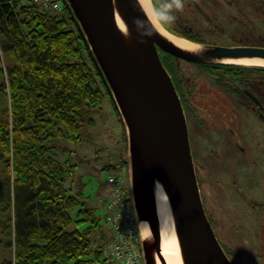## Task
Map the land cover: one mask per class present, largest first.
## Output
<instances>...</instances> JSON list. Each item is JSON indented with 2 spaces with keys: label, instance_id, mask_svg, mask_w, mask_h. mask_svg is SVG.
Wrapping results in <instances>:
<instances>
[{
  "label": "trees",
  "instance_id": "trees-1",
  "mask_svg": "<svg viewBox=\"0 0 264 264\" xmlns=\"http://www.w3.org/2000/svg\"><path fill=\"white\" fill-rule=\"evenodd\" d=\"M152 3L172 33L206 44L219 40L207 36L216 32L200 0ZM63 5L57 13L34 0H0V160L10 187L8 201L0 204V230L14 247V256L0 264L104 262L102 245L94 247L91 239L100 217L68 186L76 164L55 156L54 141H82L85 106L100 104L106 93L117 104L67 0ZM166 16L174 19L165 21ZM161 58L180 78L182 61L196 64L165 51ZM196 65L256 74L257 90L264 94L263 66ZM127 151L128 138L126 156L111 165L114 169L129 170ZM124 187L129 189L125 181ZM88 220L84 230L71 228Z\"/></svg>",
  "mask_w": 264,
  "mask_h": 264
},
{
  "label": "water",
  "instance_id": "water-1",
  "mask_svg": "<svg viewBox=\"0 0 264 264\" xmlns=\"http://www.w3.org/2000/svg\"><path fill=\"white\" fill-rule=\"evenodd\" d=\"M67 2L126 124L130 191L144 264H158V258L167 264L156 202L158 183L171 205L183 264H234L207 216L186 113L161 51L196 64L243 65L229 60L264 59V47L206 44L175 34L198 45L185 48L157 28L140 0ZM141 221L148 222L150 239L143 237Z\"/></svg>",
  "mask_w": 264,
  "mask_h": 264
},
{
  "label": "rangeland",
  "instance_id": "rangeland-1",
  "mask_svg": "<svg viewBox=\"0 0 264 264\" xmlns=\"http://www.w3.org/2000/svg\"><path fill=\"white\" fill-rule=\"evenodd\" d=\"M55 1L63 3V0ZM200 1L207 7L211 17L208 22L210 30L220 36L207 33L210 40L212 37L219 39L214 43L264 47V0ZM181 65L184 75L194 69L184 61ZM243 109L241 107L238 110L241 122L245 123L242 137L246 138L245 144L251 148L259 135L264 136V127L257 117ZM90 119L92 122H89ZM81 133L83 140L79 142L55 140L54 153L61 161L76 164L68 179V186L74 193H80L79 197L93 206L100 217L101 226L98 232L94 231L91 235L94 247L102 245L104 262L99 261L97 264H116L109 256L113 229L106 221L107 207L104 200L111 191L108 176L113 172L123 177L130 190L129 170L125 166L123 170L111 166L126 156L128 135L123 116L107 93L100 104L85 106V122ZM251 150L254 154L259 153L257 147ZM234 182L256 201H262V204L253 207L247 203L234 188ZM202 183L201 194L207 216L231 261L234 264H264V179H203ZM9 193L8 173L0 160V204L8 201ZM129 206L134 209L132 200ZM72 213L76 216V210ZM89 224L90 220L74 223L71 228L84 230ZM8 256H14V247L9 246L8 238L0 230V262Z\"/></svg>",
  "mask_w": 264,
  "mask_h": 264
},
{
  "label": "flooded vegetation",
  "instance_id": "flooded-vegetation-1",
  "mask_svg": "<svg viewBox=\"0 0 264 264\" xmlns=\"http://www.w3.org/2000/svg\"><path fill=\"white\" fill-rule=\"evenodd\" d=\"M188 64L194 69L183 78L168 72L186 113L200 190L203 179H264V136L248 148L242 137L245 123L238 113L243 107L264 127V94L257 90V75L228 73L221 65ZM252 147L259 153L254 154ZM234 188L253 207L262 204L235 182Z\"/></svg>",
  "mask_w": 264,
  "mask_h": 264
},
{
  "label": "built area",
  "instance_id": "built-area-1",
  "mask_svg": "<svg viewBox=\"0 0 264 264\" xmlns=\"http://www.w3.org/2000/svg\"><path fill=\"white\" fill-rule=\"evenodd\" d=\"M50 11L62 12L63 3L55 0H34ZM111 185L105 199L106 221L113 229V239L109 244V256L116 264H144L140 233L134 209L129 206L131 191L124 187V179L118 173L108 176Z\"/></svg>",
  "mask_w": 264,
  "mask_h": 264
},
{
  "label": "bare ground",
  "instance_id": "bare-ground-1",
  "mask_svg": "<svg viewBox=\"0 0 264 264\" xmlns=\"http://www.w3.org/2000/svg\"><path fill=\"white\" fill-rule=\"evenodd\" d=\"M140 1L142 2L143 6L145 7L146 11L148 12V15L150 16L154 24L164 35L168 36L169 38L174 40L177 44L185 48L194 49L198 46L187 39L178 37L177 35L169 32L163 27L157 18L152 0H140ZM117 20L120 27H122V29H125V26L119 16L117 17ZM229 61L243 65L264 66V59L256 58V57L232 59ZM156 202H157L158 215L160 219L162 253L166 258L167 264H183V260L180 252V246L176 236L171 205L162 185L159 183L156 185ZM140 228L144 238L150 239L152 237V232L150 230L147 221H141ZM158 264H162L159 258H158Z\"/></svg>",
  "mask_w": 264,
  "mask_h": 264
},
{
  "label": "clouds",
  "instance_id": "clouds-1",
  "mask_svg": "<svg viewBox=\"0 0 264 264\" xmlns=\"http://www.w3.org/2000/svg\"><path fill=\"white\" fill-rule=\"evenodd\" d=\"M172 19H174V17H171V16H166V17H165V21H167V20H172Z\"/></svg>",
  "mask_w": 264,
  "mask_h": 264
}]
</instances>
